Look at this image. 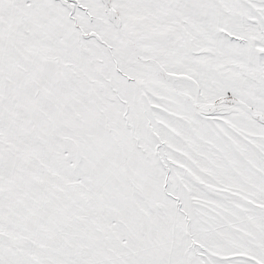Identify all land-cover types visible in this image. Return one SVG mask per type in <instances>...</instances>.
Segmentation results:
<instances>
[{
	"label": "snow or ice",
	"instance_id": "6c2138e0",
	"mask_svg": "<svg viewBox=\"0 0 264 264\" xmlns=\"http://www.w3.org/2000/svg\"><path fill=\"white\" fill-rule=\"evenodd\" d=\"M0 264H264V0H0Z\"/></svg>",
	"mask_w": 264,
	"mask_h": 264
}]
</instances>
